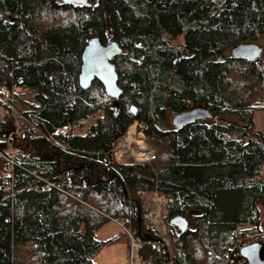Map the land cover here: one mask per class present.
<instances>
[{"label": "trees", "instance_id": "obj_1", "mask_svg": "<svg viewBox=\"0 0 264 264\" xmlns=\"http://www.w3.org/2000/svg\"><path fill=\"white\" fill-rule=\"evenodd\" d=\"M88 1L0 0V93L33 91L32 101L16 94L18 107L48 129L103 112L84 134L59 137L69 149L22 121L26 130L11 140L28 156L14 168L12 189L8 177L0 181V264H97L96 254L120 238L96 237L108 215L142 237L145 261L167 264L149 243L159 237L138 194L154 190L169 198L175 264L241 262L245 227L264 229V133L253 119L264 97V0ZM110 35L122 48L112 59L123 91L117 115L99 80L79 85L88 41L105 44ZM245 43L260 45V57L234 58L232 48ZM194 106L213 117L167 127L168 108ZM135 120L146 124L156 159L120 165L110 150ZM14 129L11 116L0 118L1 137ZM35 173L70 194L35 189ZM178 215L189 221L184 232L170 224Z\"/></svg>", "mask_w": 264, "mask_h": 264}, {"label": "built area", "instance_id": "obj_2", "mask_svg": "<svg viewBox=\"0 0 264 264\" xmlns=\"http://www.w3.org/2000/svg\"><path fill=\"white\" fill-rule=\"evenodd\" d=\"M17 93V87H13L12 89L2 88L0 93V99L6 105V114L11 116L15 123V129L10 132L6 138L0 136V143L6 144L5 149L0 147V158L5 161V176L8 177V189H12L13 187L14 168L16 166H21L23 158L28 156L25 151L17 150L11 141L13 136H21L26 130V126H23L22 121H27L29 123L34 122L37 129L43 132L51 142L62 146L64 149H69L70 146L68 144H62L59 141V137L69 138L73 133L84 134L92 124L97 122L98 118L101 117L103 113L101 110H98L96 113L91 114L88 118L80 120L76 124H66L54 127L53 129H48L44 125L40 126L39 120L36 116H34L32 111H23L18 107ZM110 151L115 162L120 165L134 163L152 164L156 159L155 149L148 141L146 127L138 120H135L130 124L125 133L118 139ZM70 174L71 173L68 172L66 176L68 181L70 179ZM35 175L42 183V185H35V189L46 187L50 190L51 187H56L61 192L70 194L60 183L50 181L42 175L36 173ZM262 175H264V172ZM13 194L14 193H12V195ZM138 194L143 197H149V200L144 203L145 213L143 214V217L145 222H149L153 225V227H155L154 229L159 237V241H149V243L165 253L167 248L166 244L168 245L170 241V225L166 221L168 211L165 209L169 203V198L161 194L158 190L150 192L139 191ZM109 220L115 222L127 237L128 264H146L145 260L141 256V249L144 246L142 237L137 234L123 219L110 217ZM254 242H264V229H247L246 233L238 240L236 248L240 253L244 246ZM166 255L168 256L169 254L167 253ZM240 257L241 262H237L236 264L244 263L245 260L242 258L241 254ZM167 264H175V259L169 256Z\"/></svg>", "mask_w": 264, "mask_h": 264}, {"label": "water", "instance_id": "obj_3", "mask_svg": "<svg viewBox=\"0 0 264 264\" xmlns=\"http://www.w3.org/2000/svg\"><path fill=\"white\" fill-rule=\"evenodd\" d=\"M66 4H80L89 7L88 0H62ZM122 52L120 45L110 35L103 44L98 37H92L82 54V65L79 74V85L86 89L97 79L105 89V93L114 99L115 114L119 112L118 100L123 91L118 85V74L112 59ZM262 47L257 43L239 44L232 48L231 54L237 59L254 60L260 57ZM212 114L206 107H195L174 116V124L182 128L194 121H200ZM170 224L181 232L189 228V221L181 215L170 219ZM240 254L245 260L242 264H264V242H254L244 246Z\"/></svg>", "mask_w": 264, "mask_h": 264}, {"label": "rangeland", "instance_id": "obj_4", "mask_svg": "<svg viewBox=\"0 0 264 264\" xmlns=\"http://www.w3.org/2000/svg\"><path fill=\"white\" fill-rule=\"evenodd\" d=\"M182 43H183L182 38H178V39L173 41V44L175 46H180ZM18 94H19V98L21 99V101L22 100H29V101L33 100V97H32L33 91L18 89ZM19 103H20V100H19ZM259 105H260V108L254 112L253 119H254V122L256 125V129H259L264 133V97L262 98ZM4 115H6V111L3 107L0 106V118ZM168 119H169V121L166 122L168 124L167 127H172L170 117ZM144 125L146 126V124H144ZM15 148L19 151L20 150L23 151L22 149H19L16 146H15ZM153 148L155 149V152L157 154V149L154 145H153ZM26 153L28 154V152H26ZM5 175H6L5 161L2 158H0V181L2 178L5 177ZM139 196H140L141 201H142L143 214H144L145 213L144 203H145V201L149 200V197L148 196L143 197L141 195H139ZM165 209H167V211H168V205L165 207ZM98 211H100V210H98ZM102 213H103V211H102ZM144 221H145V219H144ZM145 223H147L148 225L153 227V225L150 224L149 222H145ZM153 228H155V227H153ZM245 228L250 229V228H252V226H246ZM97 231H98V237L113 238L117 235H120V238L116 242L103 247L96 254L95 262L97 264H128V240H127V237L125 236V234L123 233L122 229L115 222L109 220L104 226H102ZM169 237H170V241H169L168 245L166 244L167 248H166L165 254L168 253L169 254L168 257L171 256L176 260V256H175V253H174V250L172 247L171 229H170ZM168 257H167V261H168ZM145 262H146V264L152 263V262H147V261H145Z\"/></svg>", "mask_w": 264, "mask_h": 264}, {"label": "flooded vegetation", "instance_id": "obj_5", "mask_svg": "<svg viewBox=\"0 0 264 264\" xmlns=\"http://www.w3.org/2000/svg\"><path fill=\"white\" fill-rule=\"evenodd\" d=\"M196 106H194V107H192V108H188V109H185V110H181V111H177V110H173V109H171V108H168L167 110H166V112H165V116H166V120L167 121H169V117H170V119H171V123H172V127H174V128H177L176 126H175V124H174V116L176 115V114H180V113H183V112H185V111H188V110H191V109H193V108H195ZM213 117V115L212 116H210V117H206V118H204L205 120L206 119H210V118H212ZM204 119H202V120H204ZM201 121V120H200ZM145 124V123H144ZM178 129V128H177Z\"/></svg>", "mask_w": 264, "mask_h": 264}, {"label": "crops", "instance_id": "obj_6", "mask_svg": "<svg viewBox=\"0 0 264 264\" xmlns=\"http://www.w3.org/2000/svg\"><path fill=\"white\" fill-rule=\"evenodd\" d=\"M96 237H97L99 240H102V241H106V240L111 239V238H107V237H98V231H96Z\"/></svg>", "mask_w": 264, "mask_h": 264}, {"label": "bare ground", "instance_id": "obj_7", "mask_svg": "<svg viewBox=\"0 0 264 264\" xmlns=\"http://www.w3.org/2000/svg\"><path fill=\"white\" fill-rule=\"evenodd\" d=\"M146 127V126H145ZM111 216L108 215V218H110Z\"/></svg>", "mask_w": 264, "mask_h": 264}]
</instances>
